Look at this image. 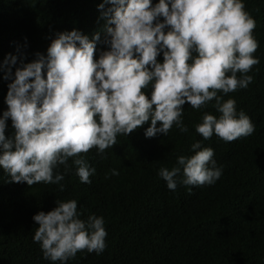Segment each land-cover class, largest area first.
<instances>
[{"label":"clouds","instance_id":"9594fccd","mask_svg":"<svg viewBox=\"0 0 264 264\" xmlns=\"http://www.w3.org/2000/svg\"><path fill=\"white\" fill-rule=\"evenodd\" d=\"M97 8L103 25L91 38L75 29L59 32L46 54L37 52L28 63L20 60L14 72L17 55L6 54L0 62L3 79L11 81L7 108L0 113V170L7 181L56 184L63 191L60 182L74 168L80 182L91 183L95 168L83 153L95 148L103 158L117 135L127 136L146 122V138L166 136L173 125L185 133L186 102L201 109L214 101L219 115L205 112L195 125L205 140L215 134L231 142L253 133V123L237 111L236 101L223 99L247 88L253 80L248 73L259 63L253 56L256 22L243 0H102ZM97 43L106 50L94 60ZM8 119L14 132L6 137ZM189 151L193 154L177 156L171 169L158 170L168 194L181 192L180 184L188 199L200 190L209 193L223 167L199 140ZM155 152V145L147 143L136 154L142 162ZM205 199V207L213 204ZM81 216L74 199L56 200L50 211H38L32 216L31 250L53 264H67L80 251L102 253L103 217Z\"/></svg>","mask_w":264,"mask_h":264},{"label":"trees","instance_id":"16d2710c","mask_svg":"<svg viewBox=\"0 0 264 264\" xmlns=\"http://www.w3.org/2000/svg\"><path fill=\"white\" fill-rule=\"evenodd\" d=\"M101 2L0 0V62L6 54L17 55L14 72L20 60L28 63L35 53L46 54L59 32L75 29L91 38L103 25L97 8ZM243 3L256 22L253 36L258 48L253 56L259 63L248 73L253 77L248 87L223 99L236 101L237 111L243 110L253 123V133L231 142L215 134L205 140L195 125L205 112L219 115L212 107L214 101L201 109H192L186 102L182 106L185 133L173 125L166 136L146 138V122L127 136L117 135L116 144L105 149L103 158L95 148L83 153L95 168L91 183L80 182L74 168L60 182L63 191L56 184L7 181L0 170V264H53L31 250L30 232L34 235L36 228L32 216L50 211L56 200L70 199L77 201L81 219L89 214L103 217L107 236L102 253L80 251L67 264H264V0ZM96 47L94 60L106 50L102 43ZM157 61L162 62V55ZM10 82L0 71V113L7 108L4 98ZM13 132L8 119L5 136ZM197 140L202 147L212 148L217 166H223L212 190L197 192L205 202L195 195L188 199L191 195L180 184L181 192L168 194L166 182L158 176L159 168L171 169L177 156L192 155L189 148ZM147 143L154 144L156 152L141 162L136 152ZM112 169L119 174L111 175ZM58 170L63 173L64 167ZM205 196L212 207H205Z\"/></svg>","mask_w":264,"mask_h":264}]
</instances>
